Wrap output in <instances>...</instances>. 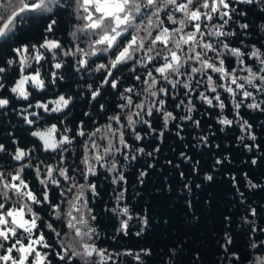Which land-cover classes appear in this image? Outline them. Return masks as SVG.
<instances>
[{
    "label": "snow or ice",
    "instance_id": "6c2138e0",
    "mask_svg": "<svg viewBox=\"0 0 264 264\" xmlns=\"http://www.w3.org/2000/svg\"><path fill=\"white\" fill-rule=\"evenodd\" d=\"M242 5H264V0H67L74 19L80 22L69 33L73 38L69 41L71 49L66 50L60 40L48 38V34L55 32L57 24L51 15L48 16L50 22L44 30L42 43L21 44L11 49L15 56L3 61L4 66H0V90L10 92L16 100L29 101L28 108L42 109L51 115L62 113L73 104L72 96L62 94L53 100L32 104L30 97L33 93L25 87L30 85L37 92L46 91L41 69L49 62L47 53H51L52 60L62 53L72 57L79 54L75 60L78 65L75 71L78 73L91 71V64L95 63L92 57H107V63L95 67V72L103 70L105 73L99 87L93 89L89 83L88 92L91 100L95 101L101 95V88L109 86L119 96L120 102L116 108L120 111L110 116L109 123L102 127L85 132L81 122L73 132L72 128L64 125L63 120L59 122L64 125L62 128L56 123L41 128V113L19 110L23 122L34 128L30 136L40 144L34 142L33 147H21L16 139H12L11 144L15 147L8 151L0 143V153L3 154L0 160L5 161L0 165V264H52L53 258L62 264H74V261L76 264H109L120 256V253L97 246L99 234L93 226L97 217L88 206L86 193H91L93 198L98 193L97 185L90 183L89 177L97 176L102 168L112 176L113 185L124 182L125 176L118 168L115 153H122L125 159L137 158L135 155L129 157L125 151L131 146L125 139L124 129H129L134 133L135 140L140 141L143 137L134 125L139 122L152 130L150 120L143 119V116L152 117L154 114H159L167 127L169 121L177 117L172 111H165L164 105L168 97L179 98L178 88L184 90L183 97L187 98L189 105H192V95L195 94L209 107L223 110L226 104L219 91L223 90L235 101L236 115H239L242 104L249 100L252 102L245 105L247 108L264 111V100H256L257 94L264 95V44L259 47V41L250 46L244 44L251 26L247 22L239 23L248 14L247 9L240 7ZM64 6L61 0H18V6L13 0H0V38L14 35L18 23L27 20L29 13L51 14L54 9ZM232 24L236 28H232ZM226 26L230 28L229 31H225ZM259 28L264 31V23ZM228 37L237 39L229 41ZM233 42L241 47H233ZM14 65H18V78L9 76V69ZM129 66L132 73L138 68L145 69L143 77L134 76L144 85L142 90L136 86L120 90L121 80L114 70L120 71ZM53 67L61 69L63 65L56 62ZM62 79L57 73H50L49 82L52 85ZM5 80L10 81V88ZM200 86H203V91H198ZM10 104V98L0 96V109H8ZM184 104L185 100L180 99L176 108ZM193 110L194 105L187 109L189 113ZM100 111H105L103 104ZM181 119L192 120V117L185 115ZM125 120L126 125L123 123ZM193 123L199 127V121ZM218 123L231 126L234 121L225 117L219 119ZM240 128L242 131L250 130L251 125L243 121ZM77 137L83 140L77 141ZM250 138L255 140L254 135ZM202 139L206 141V137ZM74 142L82 145L79 165L65 167V154L75 153ZM244 146L251 150L250 145ZM38 150L51 154L52 162L40 158L34 160ZM143 151V148L138 149L139 153ZM181 155L184 156V153ZM252 163L256 164V160ZM26 169L34 173L40 185L39 192L26 179ZM146 174L140 173L141 176ZM180 176L184 178V172ZM205 179L211 181L213 177L207 175ZM183 187L191 191L187 180ZM251 187L258 185L251 184ZM116 200V206L106 211L112 212L118 219V234L128 235L133 214L128 206L119 203L123 200V191ZM45 209L47 219L40 214ZM251 215H256V209L251 210ZM135 219L140 225L135 235L140 236L149 227V219L146 214H137ZM225 220H229V217H225ZM57 221L62 228L54 227ZM251 231L256 232L257 228L252 227ZM259 231L264 233V228ZM48 233L59 241L58 250L48 242ZM232 243V237L225 232L223 246L226 252ZM251 248L264 251V241L252 243ZM149 254L144 251V255ZM125 255L133 256L131 252ZM233 256L236 261L240 260L239 256ZM133 259L139 261L140 253H136ZM250 264H264V255L256 256Z\"/></svg>",
    "mask_w": 264,
    "mask_h": 264
},
{
    "label": "trees",
    "instance_id": "16d2710c",
    "mask_svg": "<svg viewBox=\"0 0 264 264\" xmlns=\"http://www.w3.org/2000/svg\"><path fill=\"white\" fill-rule=\"evenodd\" d=\"M240 7L247 9L248 14L239 23L247 22L251 26L244 44L250 46L259 41V47L264 44V31L259 28L264 23V5ZM49 15L57 24L55 32L48 34V38H56L66 46L73 23L70 7L56 8L48 15L29 13L27 20L18 23L14 35L0 38V66H4L3 61L15 56V53L11 52L13 47L43 42L44 30L50 22ZM231 27L236 28V25L232 24ZM229 30L226 26L225 31ZM237 32L239 35L238 29ZM227 39L235 41L237 37ZM232 46L241 47L235 42ZM68 58L65 56L62 59L66 63H62L63 67L57 74L63 79L57 80L54 87L59 93L64 92L73 97V104L66 110V121H73L76 129L81 122L83 128L93 122L100 123L118 109L116 104L120 102L119 96L109 86H105L101 95L95 101L91 100L86 89L88 84L86 86L81 80V75L75 71L78 65ZM47 67L50 68L49 63ZM144 74L143 68H138L135 73L126 72L125 77L120 79V90L130 86L142 90L144 85L136 81L134 76L143 77ZM16 75L17 65H14L9 69V76L15 78ZM115 75L121 78L119 74ZM5 84L7 87L11 85L9 80H6ZM90 84L95 89L98 82L92 80ZM203 90V86L198 88V91ZM183 91L182 88L177 89L178 99L167 98L164 110L172 111L177 117L176 120L169 121L167 127L159 114L152 117L143 116V119L150 120L152 130L139 122L134 125L143 137L140 141H136L134 133L125 128V139L131 146L125 151L129 157L135 155L137 158L125 159L122 153L117 154L115 160L125 176L124 182L113 185L112 176L102 168L98 170L97 176L89 177V182L97 185L98 193L95 198L91 193H86L88 206L97 217L93 222L99 234L97 246L121 254L109 264H250L256 256L264 255V251L251 248L252 243L259 244L264 241V233L259 231L264 228V111L247 108L245 105L252 102L249 100L242 104L238 110L239 115H236L235 102L226 96L224 91L219 90L221 99L226 104L225 109L209 107L194 94V110L189 113L187 109L192 105L183 97ZM0 96L10 98L4 90H0ZM180 99H184L185 104L176 108ZM256 100H264V95L257 94ZM101 104L105 106V111H100ZM16 106L17 102L11 100L8 109H0V143H3L8 151L15 147L11 144L12 139H16L21 147H33L34 142L39 144L30 136L28 127L22 126L23 118L20 119L17 110L14 111ZM185 115H191L192 120L181 119ZM225 117L234 123L231 126L219 124L218 120ZM60 120L62 116H50L46 119V124L49 126L53 121L58 124ZM193 121H199V127ZM243 121L251 125L250 130H241L240 124ZM251 135L255 136V140L250 138ZM204 137L206 141L202 139ZM245 144L250 145L251 150L246 148ZM140 148L144 149L143 153L138 152ZM181 153H184V156ZM36 155L47 162L51 160V154L41 150H38ZM185 157L191 159L186 160ZM218 160L221 163L218 164ZM253 160H256V164L252 163ZM4 163L5 161L0 160V164ZM193 168L196 169L195 172ZM25 172L30 185L39 192L40 185L34 174L29 169ZM141 172L147 174L141 176ZM181 172H184V178H181ZM207 175H211L213 179L206 180ZM186 180L191 188L190 192L183 187ZM251 184L258 187L253 188ZM196 185L200 187L197 188ZM121 191L123 200L119 203L128 206L134 217L129 222L128 235L118 234V219L112 212L106 211L116 206V197ZM56 199L58 200V193ZM252 209H256L255 216L251 215ZM46 211L47 209L40 214L47 219ZM137 214H146L149 219V227L140 236L135 235L140 228L135 219ZM225 217H229V220L226 221ZM60 225L58 221L54 222V227L61 228ZM252 227H256L257 231L252 232ZM225 232L233 240L227 252L223 246ZM48 242L59 249V241L51 233H48ZM142 250L150 254L144 255ZM127 252H131L133 256L140 253L141 259L136 261L133 256L125 255ZM233 254L239 256L240 260L236 261ZM52 264L62 262L53 258Z\"/></svg>",
    "mask_w": 264,
    "mask_h": 264
},
{
    "label": "flooded vegetation",
    "instance_id": "af4514ba",
    "mask_svg": "<svg viewBox=\"0 0 264 264\" xmlns=\"http://www.w3.org/2000/svg\"><path fill=\"white\" fill-rule=\"evenodd\" d=\"M13 2L18 3V0H13ZM61 3L64 4L65 6H67V0H61ZM36 13L41 14L40 12H36ZM71 13H72V10H71ZM44 15H48V14H44ZM49 39H56V38H49ZM57 40H58V39H57ZM67 44L69 45V39H68V41L66 42V48H67ZM47 57H48V59H49V62H48V63L50 64V68L47 67L48 63H46L45 66H44V68L41 69L42 78L45 79V83H46V85H47V90L44 91V92H37V91L33 90V89L31 88L30 85H26V86H25L29 91H32V93H33L32 97H30V102H31L32 104H35L37 101L46 102V101H48V100H53V98H56L58 95H61V94H62V95H65L66 97L68 96V95H66L64 92L59 93L58 90H55V89H54L55 85H52V84L49 82V81H50V73H52V72L57 73L58 71H60V70L62 69V68H61V69H55V68L53 67L54 63H56V62L66 63L65 61L62 60L63 57H65V56L61 53L60 55H58V56L56 57L55 60H52V59H51V53H47ZM68 57H69V58H68L69 61H74L72 56H68ZM91 60H92V61H95V63H96V62L102 63V62L105 60V58H104L103 55H100V56H98V57H92ZM33 63H34V62H33ZM42 63H43V61H42ZM96 66H97V65H96ZM96 66H95V67H96ZM95 67H94V63H93V64H91V71L82 70L81 72H79V75H81V78H82L81 80H82L84 83L87 82V84H89L92 80H95V81L98 82L97 87H99V85H100V83H101L102 76H103L105 73L103 72V70H102L101 72H95ZM29 71H31V70H29ZM114 72H115V74L117 73V74L120 75L121 78H119V79H123L122 77H125L126 72H130V66L127 67V68H122L120 71H115V70H114ZM57 75H58V74H57ZM15 78H18V65H17V75H16ZM5 81H6V80H5ZM11 86H12V85H10V86H8V87L10 88ZM97 87H96V88H97ZM86 89H88V86L86 87ZM110 89H111V88H110ZM104 90H105V86H104L103 88H101V91H104ZM111 90H113V89H111ZM113 91H115V90H113ZM7 92H8V91H7ZM4 95H5V94H4ZM8 95H9V97L11 98L12 102H15V101L17 102V106L15 107V110H14V111L17 110V116H18L20 119H21L22 117L18 114V112H19V110H22V109H27V112L36 111V112L41 113V115H42V117H43L42 121L39 123V127H41V128H43V127H45V126H48V125L46 124V119H47V118H49L50 116H56V115L60 114V113H53V114L49 115V114H47V113H44L42 109L28 108L27 105H28L29 101L16 100V99L12 96V94H11L10 92H8ZM52 106H53V105H49V107H52ZM66 110H67V109H65L63 112H66ZM63 112H62V113H63ZM25 114H27V113H25ZM30 118H32V117H30ZM50 125H51V124H50ZM50 125H49V126H50ZM22 126H25L26 128L28 127V131H29V133H30L31 130H34V128H30V127H29L28 125H26L25 123H24V124L22 123ZM74 131H75V130H74ZM72 134H73V133H71V134H69V135H72ZM32 138H33V137H32ZM77 138H78V137H77ZM3 161H4V160H3ZM0 165H3V164H0ZM26 170H28V169H26ZM29 170H30V169H29ZM33 174H34V173H33Z\"/></svg>",
    "mask_w": 264,
    "mask_h": 264
},
{
    "label": "rangeland",
    "instance_id": "374dc122",
    "mask_svg": "<svg viewBox=\"0 0 264 264\" xmlns=\"http://www.w3.org/2000/svg\"><path fill=\"white\" fill-rule=\"evenodd\" d=\"M14 4H17V6H18V3H16V2H13ZM9 10H11V8L9 9ZM71 19H72V25L70 26V29H71V31H74L75 30V26L77 25V24H79L80 22L79 21H76L75 19H74V16H73V14L71 13ZM70 31V32H71ZM73 38L72 37H70L69 36V41H71ZM72 48V45L69 43V45L67 44V48H66V50L67 49H71ZM77 58H79V54H77V57H73V60H74V62H75V60L77 59ZM104 58H105V60L102 62V63H107V57H105L104 56ZM98 64H100L99 62H96V63H94V67L96 66V65H98ZM144 71H145V69H144ZM86 86H87V83L85 82L84 83ZM223 91V90H222ZM114 92H116V91H114ZM224 94L226 95V96H229L226 92H224ZM210 95V94H209ZM213 95V94H212ZM211 96V95H210ZM230 97V96H229ZM53 99H55V98H53ZM230 99L233 101V102H235L234 100H233V98L232 97H230ZM120 110L119 109H117V110H115V111H113L111 114H109L107 117H106V119H104L103 121H101L100 123H95V122H93V124L91 125V127H90V125L88 124L87 126H85L84 127V130H85V132H90V131H92L95 127H102L103 125H106L107 123H109V117L110 116H112V115H115L117 112H119ZM67 114H68V112L66 111V112H64V113H60V114H58L59 116H62V120L64 121V125H66V126H68V127H70V128H72L73 129V132H74V130H76V127L73 125V121H72V123L71 122H69V121H66V116H67ZM121 115H123V113H121ZM53 123H55L54 121H53ZM123 123L126 125L127 124V121L125 120V121H123ZM58 125V127H63L64 125H61L60 123H58L57 124ZM125 130V129H124ZM69 134H71V133H69ZM102 134V133H101ZM76 140L77 141H82L83 140V138H81V137H78V138H76ZM81 147H82V145L81 144H79V143H76V142H74V145H73V148L75 149V153L74 154H65V156H66V163H65V167H70V166H72V165H79V162H80V159H81ZM117 154H120V153H115V158H116V156H117ZM35 156L37 157V158H39L36 154H35ZM36 157H34L33 159L35 160V159H37ZM52 162V160H50L49 161V163H51ZM81 182L83 183V181L81 180ZM86 197H87V199H88V196L86 195ZM58 224H60V222H58ZM60 226H62V225H60ZM62 228V227H61Z\"/></svg>",
    "mask_w": 264,
    "mask_h": 264
},
{
    "label": "water",
    "instance_id": "95a60500",
    "mask_svg": "<svg viewBox=\"0 0 264 264\" xmlns=\"http://www.w3.org/2000/svg\"><path fill=\"white\" fill-rule=\"evenodd\" d=\"M34 138V137H33ZM35 140H36V138H34ZM39 144H40V142L38 141V140H36ZM42 147V146H41Z\"/></svg>",
    "mask_w": 264,
    "mask_h": 264
}]
</instances>
